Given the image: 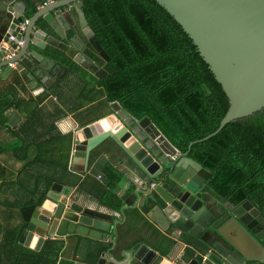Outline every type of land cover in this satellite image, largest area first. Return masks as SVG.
Listing matches in <instances>:
<instances>
[{
	"label": "water",
	"instance_id": "water-1",
	"mask_svg": "<svg viewBox=\"0 0 264 264\" xmlns=\"http://www.w3.org/2000/svg\"><path fill=\"white\" fill-rule=\"evenodd\" d=\"M154 1L191 39L225 93L228 108L217 129L189 143L185 153L148 118L128 121L129 114L117 111L116 102L110 104L113 113L78 129L71 153L73 170L84 172L90 152L111 139L132 162L131 171L141 182L133 206L158 218L175 243L160 241L165 255L139 243L121 251L120 259L108 250L96 259L72 264H264V219L258 210L248 201L220 205L207 184L211 173L187 156L192 144L264 109V0ZM42 2L0 0V78L15 73L24 83L45 85L59 79L71 63L96 79L105 78L107 72L75 43L78 28L93 53L108 61L87 24L82 0ZM25 18L28 22L19 31ZM5 115L11 127L20 121L16 110ZM19 215L13 246L29 254L41 255L50 240L79 235L105 243L116 232L117 221L108 213L85 205L70 187L58 183L39 203L20 208ZM233 225L245 240L224 231ZM180 245L182 253L176 249Z\"/></svg>",
	"mask_w": 264,
	"mask_h": 264
},
{
	"label": "trees",
	"instance_id": "trees-1",
	"mask_svg": "<svg viewBox=\"0 0 264 264\" xmlns=\"http://www.w3.org/2000/svg\"><path fill=\"white\" fill-rule=\"evenodd\" d=\"M82 11L108 61L93 53L88 44L84 54L102 67L107 76L96 79L84 75L85 71L73 63L68 71L80 73L77 76L86 86H96L102 102L118 103L137 120L148 118L180 153L187 151L189 143L217 129L227 111L228 99L191 39L161 6L154 0H82ZM33 12H28L27 17ZM12 91L0 98L1 127L6 126V111L18 110L23 103L15 99ZM38 115L37 109H33L19 128L12 130L16 158L27 157L19 156V148L30 151L36 147L28 167L34 178V190L29 195L37 193V203L45 198L53 182L64 180L62 176L32 169V165L43 162V146L51 142H26L22 135L57 134L54 113L44 115V119L42 114ZM49 119L48 130L45 120ZM187 156L211 173V192L234 206L250 202L264 219V109L230 122L214 136L192 144ZM68 157L69 149L62 163L66 174ZM103 196L104 204L116 210L121 208L113 192L105 190ZM60 249L57 242L50 241L41 255L23 254V264H56Z\"/></svg>",
	"mask_w": 264,
	"mask_h": 264
},
{
	"label": "crops",
	"instance_id": "crops-1",
	"mask_svg": "<svg viewBox=\"0 0 264 264\" xmlns=\"http://www.w3.org/2000/svg\"><path fill=\"white\" fill-rule=\"evenodd\" d=\"M28 1L22 0L23 3ZM64 27H67L65 23L62 28ZM80 34L83 38L77 36L75 43H79L84 50L86 39L82 32ZM86 73L89 74L85 71L84 75H87ZM78 74L80 73H72L67 69L59 80L50 79L45 85L24 83L15 73L6 79L0 78V98L6 92L13 90L15 99L23 101L16 110L20 121L14 127L9 126L8 120L5 127L0 126V264H23L25 253L17 251L13 246L15 227L20 221V208L37 204L38 194L29 195V192L34 190V178L28 167L36 147H32L30 151L23 147L19 148L17 151L19 156L27 157L16 158L13 149L16 140L12 135V130L18 129L33 109H37L40 113L38 117L42 114L43 119L44 115L54 113L53 125L57 134L32 135L33 133L27 132L22 135L26 142L33 139L51 142L43 146L46 155L43 162L32 165V169L52 176H62L63 181L53 183L70 187L71 192L85 205L106 212L113 221H117L115 234L110 233L105 243L79 235L50 240L57 242L61 247L56 264H72L75 260L86 262L89 259H96L100 253L108 250L120 259L121 251L139 243L147 244L161 255H165L167 249L160 244V241L168 242L169 246L175 243L167 236L165 225L158 223V218L149 217L133 206L134 191L140 188L141 182L131 171L134 168L129 166L132 162L111 139L105 140L90 152L84 172L73 170L71 153L77 143V130L113 113L110 110L111 103L102 102L103 98L96 93L98 88L92 85L86 86L85 82L78 78ZM86 80L88 81V77ZM117 109V111L123 110L119 104ZM130 118L133 117L128 115L127 120L130 121ZM50 124V119L45 120L48 130ZM68 149L66 174L62 171V163L65 162L64 156ZM43 187L42 183L40 191ZM105 190L113 192L120 200V209L116 210L101 201ZM217 200L222 206L227 202L218 196ZM224 231H234L241 240L246 239L234 225L226 227ZM176 249L182 253L184 246H176Z\"/></svg>",
	"mask_w": 264,
	"mask_h": 264
},
{
	"label": "built area",
	"instance_id": "built-area-1",
	"mask_svg": "<svg viewBox=\"0 0 264 264\" xmlns=\"http://www.w3.org/2000/svg\"><path fill=\"white\" fill-rule=\"evenodd\" d=\"M50 1H52V0H43L42 5H45V4L49 3ZM27 22H28L27 18L23 19L22 23H20L19 26H18L19 31H23L24 30V27L27 24ZM9 40L11 41V40H13V38L10 37ZM21 43H22L21 41H18V45H20ZM1 45L5 46V44H1ZM9 66H12V65L9 64Z\"/></svg>",
	"mask_w": 264,
	"mask_h": 264
},
{
	"label": "flooded vegetation",
	"instance_id": "flooded-vegetation-1",
	"mask_svg": "<svg viewBox=\"0 0 264 264\" xmlns=\"http://www.w3.org/2000/svg\"><path fill=\"white\" fill-rule=\"evenodd\" d=\"M75 32H76L77 36H79V38H81V39L83 38L82 35L80 34V29L77 28V30H76ZM85 44H88L87 41H85ZM83 53H84V50H83ZM101 68H102V67H101ZM63 72H64V71H62L61 74H62ZM61 74H60V75H61ZM207 184H208V183H207Z\"/></svg>",
	"mask_w": 264,
	"mask_h": 264
}]
</instances>
